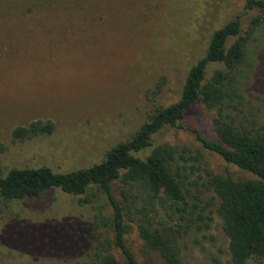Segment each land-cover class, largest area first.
Here are the masks:
<instances>
[{
    "label": "rangeland",
    "instance_id": "374dc122",
    "mask_svg": "<svg viewBox=\"0 0 264 264\" xmlns=\"http://www.w3.org/2000/svg\"><path fill=\"white\" fill-rule=\"evenodd\" d=\"M243 4L0 0V175L38 167L65 173L99 163L154 109L178 100L187 70L203 55L211 33L241 18ZM241 19L245 25L246 16ZM247 57L241 91L256 98L257 124L264 129V31L250 39ZM212 115L197 105L184 123L210 138ZM35 120L51 122L50 134L12 139L13 128ZM153 144L178 150L189 181H195L187 186L189 201L195 196L200 206L207 203L205 221L179 238L182 264H230L217 199L202 187L204 171L234 180L252 177L204 150L186 131L164 128ZM146 152L134 155L143 159ZM109 217L101 197L91 205L57 193L0 200V264H82L97 239L110 240L102 224ZM126 241L139 264H160L143 251L133 227ZM110 252L122 264L118 251Z\"/></svg>",
    "mask_w": 264,
    "mask_h": 264
},
{
    "label": "trees",
    "instance_id": "16d2710c",
    "mask_svg": "<svg viewBox=\"0 0 264 264\" xmlns=\"http://www.w3.org/2000/svg\"><path fill=\"white\" fill-rule=\"evenodd\" d=\"M243 1L245 25L235 17L211 33L203 55L187 70L176 102L154 109L99 163L65 173L47 167L7 171L0 175V200L10 203L57 193L91 205L101 197L110 210L102 224L111 238L97 239L82 264H121L111 247L122 264H139L126 241L131 227L143 251L156 255L160 264H182L179 238L191 225L205 221L207 203L200 206L195 196L189 201L187 186L195 181H189L181 154L169 145L153 144V137L164 128L183 130L204 150L252 177L234 180L204 171L202 187L217 199L215 213L227 241L229 263L264 264V129L257 124L256 98L242 94L240 76L247 63V44L264 31V0ZM210 66L215 68L206 77ZM197 105L213 112L210 138L184 123ZM52 128L49 121L35 120L13 128L11 137L47 135ZM147 150L143 159L134 155Z\"/></svg>",
    "mask_w": 264,
    "mask_h": 264
}]
</instances>
